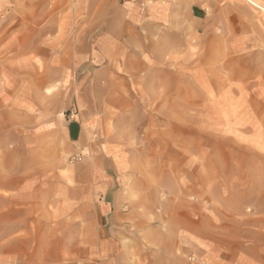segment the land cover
Masks as SVG:
<instances>
[{
    "label": "rangeland",
    "instance_id": "374dc122",
    "mask_svg": "<svg viewBox=\"0 0 264 264\" xmlns=\"http://www.w3.org/2000/svg\"><path fill=\"white\" fill-rule=\"evenodd\" d=\"M252 1L184 6L181 21L143 16L115 66L97 45L111 0H0V179L46 170L51 211L63 195L70 209L55 235L72 246L85 238L120 264L163 254L166 242L185 261V240L205 248L169 231L170 215L180 223L189 210L218 227L202 221L209 241L254 231L264 215V0ZM82 110L90 130L80 141L41 128L45 113L64 126ZM89 174L82 186L62 179ZM109 188L122 206L116 226L100 207Z\"/></svg>",
    "mask_w": 264,
    "mask_h": 264
},
{
    "label": "crops",
    "instance_id": "0c3cea01",
    "mask_svg": "<svg viewBox=\"0 0 264 264\" xmlns=\"http://www.w3.org/2000/svg\"><path fill=\"white\" fill-rule=\"evenodd\" d=\"M247 1L255 3L252 0ZM215 2L216 0H111L113 7L116 8L109 12L105 19L107 33L97 43L99 52L102 57L107 53L116 54V58L112 55L110 59H107L116 66L115 60L120 59L123 53H128L129 47L126 46L134 41L137 27L143 24V16L150 21H181V7H193L197 12L199 9L205 10L209 6H214ZM178 8L179 13H177ZM150 10L156 11L155 17L152 18ZM97 45H95L96 49ZM92 65L97 67L95 63ZM66 78L64 75L61 81L56 82L60 86L57 93L61 98L70 95L69 87L72 83L67 82ZM46 82L55 84L53 78L49 81L47 79ZM87 83L86 79L82 80L79 89L85 87ZM79 114L80 118L77 117L76 122H66V125L62 126L56 122L55 116L45 113L41 128L47 129L44 132L47 135L58 132L69 141H80L83 135L88 133L90 126L86 118L87 112L82 110ZM27 163L25 159L21 162L23 166ZM38 171L36 175L23 173L7 176L4 180L0 179V264H120L122 256L106 257L102 246L95 245L93 248L87 244L85 238L75 240L72 246L66 239L55 235L56 231L63 230L66 223L65 215L69 216L70 209L62 204L65 199L63 195L60 197L64 199L57 201L59 206L56 208L57 213L51 211V206L55 208L56 205L54 191L49 190L44 184L46 170L43 173L40 172L41 170ZM95 177L90 174L87 177L67 175L62 179L66 183L73 182L82 186L81 183L95 180ZM40 185L46 189H40ZM109 190L110 188L102 196L100 207L106 215H111V219H114L111 222L116 226L117 220H120L118 215L122 206L116 195L108 197ZM79 192L81 194L83 191L79 190ZM66 193L70 195L69 187H66ZM187 212H190V218L180 223L176 222V215H170V218L166 220L169 231L180 229L188 233L195 241H201L206 247L204 248L194 240H185L182 244L189 253L188 261H185L175 252L178 243L166 242L164 243L165 253L153 257L144 254L139 260L141 264H264V215L257 221L254 231L248 233L246 229H240L235 240L229 236V231H225L220 240L209 241V237H205L206 232L203 233L205 225L202 221L206 219V223L218 230L212 219L200 216L198 211ZM77 213L80 218L82 215L85 217L86 204L79 205ZM55 215L58 218L57 224H55ZM123 220H130V217L123 216ZM200 222H202L201 225ZM19 230H21V237L18 236ZM7 231L15 236L7 238ZM212 236L214 239V233ZM232 240L234 244L236 242V245L231 244Z\"/></svg>",
    "mask_w": 264,
    "mask_h": 264
},
{
    "label": "built area",
    "instance_id": "2783aa9c",
    "mask_svg": "<svg viewBox=\"0 0 264 264\" xmlns=\"http://www.w3.org/2000/svg\"><path fill=\"white\" fill-rule=\"evenodd\" d=\"M74 118H76V113L73 111L70 114V119L73 120Z\"/></svg>",
    "mask_w": 264,
    "mask_h": 264
}]
</instances>
